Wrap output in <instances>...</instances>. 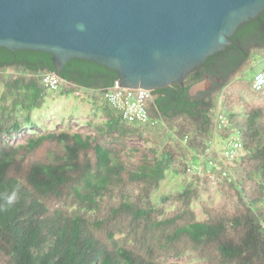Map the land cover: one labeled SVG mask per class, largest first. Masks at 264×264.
<instances>
[{
  "label": "trees",
  "instance_id": "1",
  "mask_svg": "<svg viewBox=\"0 0 264 264\" xmlns=\"http://www.w3.org/2000/svg\"><path fill=\"white\" fill-rule=\"evenodd\" d=\"M230 41L182 83L151 90L144 124L104 99L114 70L73 57L50 91L41 79L55 73L50 53L0 46V264H264V84L252 88L251 73L264 59V9ZM205 77L210 85L190 95ZM49 92L86 101L96 133L48 130L8 143L4 135L37 126L33 111ZM217 110L228 121L221 130ZM99 114L106 119L94 123ZM157 129L158 138L146 135ZM136 136L153 146L129 148ZM212 138L217 149L242 144L226 175L187 173ZM178 162L182 186L154 198Z\"/></svg>",
  "mask_w": 264,
  "mask_h": 264
},
{
  "label": "water",
  "instance_id": "2",
  "mask_svg": "<svg viewBox=\"0 0 264 264\" xmlns=\"http://www.w3.org/2000/svg\"><path fill=\"white\" fill-rule=\"evenodd\" d=\"M263 9L264 0H0V46L50 53L57 76L76 57L114 70L117 86L151 91L182 83Z\"/></svg>",
  "mask_w": 264,
  "mask_h": 264
},
{
  "label": "rangeland",
  "instance_id": "3",
  "mask_svg": "<svg viewBox=\"0 0 264 264\" xmlns=\"http://www.w3.org/2000/svg\"><path fill=\"white\" fill-rule=\"evenodd\" d=\"M262 69H264V59L257 60L253 64L251 73L258 72ZM207 86V84H203L201 88L206 89ZM89 106L90 105H88L86 101H81L74 96H60L56 92H49L43 107L33 111V119L37 122V126L32 130L27 129L21 133H13L11 136L4 135L5 139L8 143L16 145L26 142L29 137L35 134H40L48 130H64L68 132H78L83 135L95 134L96 129L92 125L87 124V120L92 118L89 113ZM93 119L94 123H100L105 120L106 117L102 114H99ZM154 131L155 132L147 131L146 133V135L152 140L157 137L156 134H158V132H162L161 129ZM126 143L129 148L134 146H153L151 141L146 142L137 136L127 138ZM192 164L198 165L199 161L196 158H193ZM177 165L178 171H168L166 173L165 178L160 182L159 189L154 194V198L161 194L168 193L174 189H178L182 186L184 175L181 172V163L178 162ZM206 168H209V166L206 165ZM195 212L198 217H202L200 207H195Z\"/></svg>",
  "mask_w": 264,
  "mask_h": 264
},
{
  "label": "built area",
  "instance_id": "4",
  "mask_svg": "<svg viewBox=\"0 0 264 264\" xmlns=\"http://www.w3.org/2000/svg\"><path fill=\"white\" fill-rule=\"evenodd\" d=\"M43 85L50 91H55L58 88L60 78L54 72H48L41 75ZM118 79H115L111 86L104 93L106 102L114 108L127 123L144 124L149 122L145 103L151 97L150 91L141 88H126L117 86ZM264 84V69L255 72L252 80V88L259 89ZM87 93V90H81ZM80 92H76L79 94ZM155 124L156 121H151ZM214 123L217 130H221L228 126V121L223 116L221 110L214 113ZM226 144L220 149L216 148L214 139L209 141V147L205 150L204 155L194 154V157L199 161L198 165H193L189 162L185 170L187 173L210 174L214 170H220L226 161L238 157L242 151V144L236 138L227 140ZM215 152L214 157H207L206 154ZM206 165L209 168H206ZM222 175H226V171L222 168Z\"/></svg>",
  "mask_w": 264,
  "mask_h": 264
},
{
  "label": "crops",
  "instance_id": "5",
  "mask_svg": "<svg viewBox=\"0 0 264 264\" xmlns=\"http://www.w3.org/2000/svg\"><path fill=\"white\" fill-rule=\"evenodd\" d=\"M79 99V98H78ZM80 100V99H79ZM88 104V103H87ZM89 105V104H88ZM90 107V106H89Z\"/></svg>",
  "mask_w": 264,
  "mask_h": 264
}]
</instances>
